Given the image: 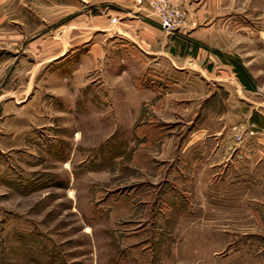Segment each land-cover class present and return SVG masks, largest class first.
Listing matches in <instances>:
<instances>
[{
  "label": "rangeland",
  "instance_id": "rangeland-1",
  "mask_svg": "<svg viewBox=\"0 0 264 264\" xmlns=\"http://www.w3.org/2000/svg\"><path fill=\"white\" fill-rule=\"evenodd\" d=\"M79 1L0 0V264H264V151L227 155L204 189L177 188L186 182L172 165L201 121H226L228 152L264 146V112H182L185 91L132 112H74L67 91L70 109L53 111L63 106L53 82L69 83L92 49L94 80L79 97L116 86L109 5Z\"/></svg>",
  "mask_w": 264,
  "mask_h": 264
},
{
  "label": "crops",
  "instance_id": "crops-1",
  "mask_svg": "<svg viewBox=\"0 0 264 264\" xmlns=\"http://www.w3.org/2000/svg\"><path fill=\"white\" fill-rule=\"evenodd\" d=\"M82 1L91 4L106 1L111 18L116 17L115 22L108 18L106 24L108 36L113 37L112 46L107 48L108 54L112 50L108 69L116 76L111 82L116 86L104 89L106 94L100 101L88 95L79 97L94 80L86 75L94 68L91 65L96 60L94 55L100 51L92 49V55L86 56L74 70L69 83L62 78L53 82L55 95L63 104L53 111L70 109L67 91H75L74 112H117L119 107L120 112H132L138 106L137 100L147 99L148 95L185 91L188 104L185 106L182 100L174 105L182 112H264V0H171L183 13L182 24L171 33L157 25L152 0H80L79 5ZM57 4L60 13L66 11L67 2ZM215 50L233 54L238 62H229ZM234 66L240 68L250 88L244 86ZM215 68L220 69L218 73ZM131 77L142 79L139 89ZM163 77L167 84L162 89L156 81ZM248 92L252 99L250 108L245 110L243 96ZM116 93L119 98L114 97ZM116 100L123 104L116 106ZM79 101L82 103L78 104ZM46 110L35 106V112ZM226 126L225 120H216L212 126L202 121L195 123L185 141L178 143L175 150L179 154L187 152L184 158L179 156L171 162L176 176L186 182L181 186L175 183L177 188H208L212 178L215 181L221 178L227 155L234 156L236 162L238 153H263L264 146L253 149L245 145L228 152Z\"/></svg>",
  "mask_w": 264,
  "mask_h": 264
},
{
  "label": "built area",
  "instance_id": "built-area-1",
  "mask_svg": "<svg viewBox=\"0 0 264 264\" xmlns=\"http://www.w3.org/2000/svg\"><path fill=\"white\" fill-rule=\"evenodd\" d=\"M151 7L157 17V25L164 31L173 32L182 24V11L171 3V0H152ZM116 17L111 18L115 22ZM236 140L243 141L242 135L237 134Z\"/></svg>",
  "mask_w": 264,
  "mask_h": 264
},
{
  "label": "trees",
  "instance_id": "trees-1",
  "mask_svg": "<svg viewBox=\"0 0 264 264\" xmlns=\"http://www.w3.org/2000/svg\"><path fill=\"white\" fill-rule=\"evenodd\" d=\"M215 53L220 55V56H223L219 51L215 50ZM232 61L235 62V60H232ZM234 70L237 72V75L240 78V80L244 83V86L246 88H250L251 86L245 82V79H244L243 75L240 73V68L237 67V66H234Z\"/></svg>",
  "mask_w": 264,
  "mask_h": 264
}]
</instances>
